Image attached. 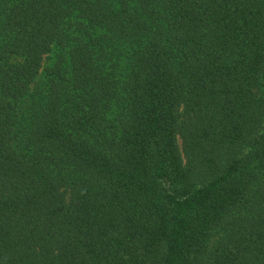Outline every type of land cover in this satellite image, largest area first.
Returning a JSON list of instances; mask_svg holds the SVG:
<instances>
[{"label": "trees", "instance_id": "1", "mask_svg": "<svg viewBox=\"0 0 264 264\" xmlns=\"http://www.w3.org/2000/svg\"><path fill=\"white\" fill-rule=\"evenodd\" d=\"M0 264H264V0H0Z\"/></svg>", "mask_w": 264, "mask_h": 264}, {"label": "rangeland", "instance_id": "2", "mask_svg": "<svg viewBox=\"0 0 264 264\" xmlns=\"http://www.w3.org/2000/svg\"><path fill=\"white\" fill-rule=\"evenodd\" d=\"M178 144H179L180 149L182 150V142H181L180 139H178ZM181 153H182V156H183V160L185 161V156H184L183 151H181Z\"/></svg>", "mask_w": 264, "mask_h": 264}]
</instances>
